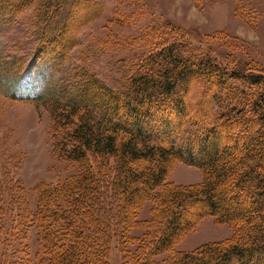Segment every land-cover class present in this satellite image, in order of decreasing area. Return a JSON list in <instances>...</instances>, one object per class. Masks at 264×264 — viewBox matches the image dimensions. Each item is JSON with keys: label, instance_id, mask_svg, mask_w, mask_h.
I'll use <instances>...</instances> for the list:
<instances>
[{"label": "trees", "instance_id": "obj_1", "mask_svg": "<svg viewBox=\"0 0 264 264\" xmlns=\"http://www.w3.org/2000/svg\"><path fill=\"white\" fill-rule=\"evenodd\" d=\"M5 1L0 0V10L34 6L38 24L43 23L45 42L31 64L64 58L79 23H72L77 6H97L90 0ZM177 32L169 25L144 27L139 36L124 38L144 49L134 53L130 76L118 92L95 91L94 79L87 78L63 98L12 94L49 113L52 155L72 171L28 191L0 163V264H110L113 251L121 264H264V70L239 72L211 56L204 39L193 43ZM193 76L207 89H222L216 102L223 110L215 114L218 123L207 144L175 147L166 143L162 123L170 125L186 112ZM237 127L246 131L234 138ZM245 132H253L250 140ZM217 134L225 143L219 149ZM175 160L196 166L201 181L167 180ZM218 200H227L228 207ZM194 207L200 209L180 220ZM201 214L229 224L231 234L174 250Z\"/></svg>", "mask_w": 264, "mask_h": 264}, {"label": "rangeland", "instance_id": "obj_2", "mask_svg": "<svg viewBox=\"0 0 264 264\" xmlns=\"http://www.w3.org/2000/svg\"><path fill=\"white\" fill-rule=\"evenodd\" d=\"M90 1L97 6H77L72 23H79L72 29L74 42L64 58L46 57L33 64L34 51L45 42L40 38L43 23L38 24L35 7L16 11L9 6L6 11L0 10V163L9 166L28 191L38 182H55L72 170L66 169L63 162L52 155L49 113L32 102L15 99L13 93H41L63 98L71 95L75 85L87 78L94 79L95 91L118 92L130 76L134 53L144 49L132 46L130 39L127 42L124 38L139 36V30L144 27H177L186 41L194 43L204 39L210 55L228 67L234 66L239 72L249 68L264 70V0ZM129 14L132 15L130 22L122 24ZM206 86L201 79L192 77L185 93L186 112L173 117L170 125L162 123L161 132L167 144L175 147L194 144L197 148L207 144L206 137L215 134L212 129L218 123L215 114L223 110L217 106L216 99L222 89ZM95 104L101 106V100ZM243 131L246 130L237 127L232 135L237 138ZM245 133L246 140H250L253 132ZM214 142L218 149L225 144L219 135ZM262 151L264 154V147ZM195 155L198 158L202 153L198 151ZM201 178L196 166L177 160L166 173L167 180L182 185L195 184ZM27 195L33 203V194L27 192ZM219 202L224 208L228 207L227 200ZM146 207L145 203L141 216L146 215ZM198 209L200 207L184 211L180 220H189ZM200 216L176 240L174 250H190L231 234L229 224L217 222L212 216ZM29 235L34 252V231ZM110 258V264H121L117 251H113ZM30 264L33 263L30 261Z\"/></svg>", "mask_w": 264, "mask_h": 264}]
</instances>
